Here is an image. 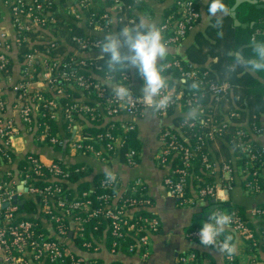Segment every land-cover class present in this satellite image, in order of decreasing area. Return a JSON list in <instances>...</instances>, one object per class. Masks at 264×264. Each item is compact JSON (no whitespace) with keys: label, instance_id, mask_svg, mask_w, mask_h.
<instances>
[{"label":"built area","instance_id":"built-area-1","mask_svg":"<svg viewBox=\"0 0 264 264\" xmlns=\"http://www.w3.org/2000/svg\"><path fill=\"white\" fill-rule=\"evenodd\" d=\"M92 1L76 0L78 7L73 10L75 20H80L82 16L79 5L88 8ZM260 1L264 3V0ZM174 2L179 15L169 16L160 23L169 44L181 42L200 16L197 0ZM3 3L10 24L2 25L3 21H0V264H120L105 263L87 255H75L70 249L73 247L69 246V241L74 237L82 240L81 247L88 252L100 249L97 238H85L88 232L91 234L97 229L95 223L105 224L106 230H110L111 235L117 238H123L127 232L136 234L140 230L143 234L137 238L138 249L129 246V251L143 260L147 259L150 234L159 230V221L154 215H127L131 208H146L149 203L147 199H137L133 195L143 181L137 179L124 185L116 173L117 180L112 183L107 182L104 176L97 185L91 182V186L85 189L74 188L69 182L65 187L63 182L70 178L85 176L89 172L88 166L70 165L58 158L43 159L40 155L42 152L36 151L20 157L15 155L14 145V139L21 135L16 125L18 119L26 133H31L38 145L46 146L49 150L63 149L102 163H110L119 158V151L126 143V133L135 131L136 119L146 110L139 98L141 93L130 87L129 71L116 77L118 82L127 83L134 97L130 104L124 105L108 89L110 81L106 67L97 61V56L91 55L99 50L97 43L101 38L75 35L70 38L74 45L70 47L67 44L62 51L58 39L61 30H56L57 20L51 2L3 0ZM121 5L115 1L113 7L118 11ZM2 16L0 11V20ZM87 22L93 29L106 30L110 26L109 14H100L98 18L92 17ZM36 43H41V47L35 46ZM167 64L168 68L179 67L180 60L169 61ZM136 74L142 80L137 71ZM185 74H191L201 81L202 97L210 93L214 101L218 102L230 92L227 82L219 83L206 78L205 71L180 72L181 77ZM192 100L190 89L186 91L182 87L177 88L175 101L167 112L156 114L164 117L170 110L176 109L186 112ZM97 105L103 113L99 112ZM101 114L109 118L124 115L126 119L112 120L97 131L89 130L100 122ZM234 115L230 113L222 121L215 120L206 116L202 104L201 121L208 127V131L197 136L194 142L183 133L182 127H193L196 122L185 123L183 119L174 127L160 130L155 160L165 169L162 180L167 193L180 200L182 206H191L198 200L205 201L215 196L218 186L212 183L197 188L190 197L181 198L189 179L196 177L193 173V160L198 155L200 167L208 172L213 171L214 164L202 149L209 142L222 139L223 130L229 124V118ZM79 117L85 119V124H78ZM58 120L65 125L66 136L56 133ZM250 129L255 135L262 131L257 126H251ZM246 134L243 129L236 131L235 149L240 156L247 158L245 166L238 165L237 171L242 179V189L255 195L260 192L262 181L260 172L257 169L251 170V167L255 162L262 165L264 146L245 140ZM139 158L140 152L129 146L122 160L126 165L134 166ZM14 161L17 163L15 170L10 167ZM221 171V187L229 190L233 186L235 171L232 162H224ZM123 190H130V193L125 196ZM14 197L18 200L30 198L38 205V211L30 213V216L22 215L23 210L13 202ZM251 214L258 220L262 219L257 239L251 228L235 212L230 213L233 223L229 229L241 238L248 239L252 247H260L264 252V210L256 206ZM199 230L198 227L187 229L185 236L199 241ZM117 245L113 242L109 252L120 253ZM236 255L230 258L224 254L226 263L234 264ZM195 258L196 254L189 252L180 255L178 260L181 264H190Z\"/></svg>","mask_w":264,"mask_h":264},{"label":"crops","instance_id":"crops-1","mask_svg":"<svg viewBox=\"0 0 264 264\" xmlns=\"http://www.w3.org/2000/svg\"><path fill=\"white\" fill-rule=\"evenodd\" d=\"M70 1H72L71 4H69ZM142 1H144L148 6H150L151 11L148 10L139 12L135 10L133 13L138 18L141 15L150 16L159 25L161 23L162 15L165 9L171 6V4L174 2V0ZM208 1L209 0H197V6L199 8L200 13L199 20L187 32L186 36L183 40H181V42L177 44L168 43L170 49L172 50L169 56L177 55L186 61L189 57V55L187 56V49L190 46L198 48L199 46H202L204 42H215V36H211L208 33V28L212 24V21H208V12L206 10ZM257 3L262 2L259 0V2ZM114 4H112L111 7L107 6V8H105L107 10L106 13H108L110 17V26L106 30L93 29L89 27L85 16H81L80 20H75L73 10H77L78 7L76 4V0H67L65 3H63V5H58L56 6V8L59 14H63L64 16H66L64 17V19L67 18V16L73 15L71 21L76 23L78 26L82 27L84 36H91L103 39L104 34L110 32H117L118 17L116 13L118 11L114 9ZM0 11H2L3 13V16L0 20L1 22L3 21L1 24H10L9 20H7V8L6 5L3 3V0H0ZM79 11H81V9H79ZM199 34L201 35L200 40L197 39V36ZM63 36L64 34L58 35L59 42L61 43V45L67 47V44H65L64 42ZM203 48L204 51H207L206 47ZM91 55L100 57V50L93 52ZM210 59L211 58L209 57L207 62H205L203 65L208 67V61H210ZM128 71L130 73V87L133 91L141 93L143 80L139 79L136 74L137 70L135 68L128 69ZM96 76L99 77L98 74H96ZM108 89L111 90L109 86ZM97 107L99 112L103 113L101 107L99 105H97ZM176 110L168 112L167 115H165L164 117H159L156 113H153L151 110L146 109L144 114L138 119H136L135 133L137 145L139 147L138 149L140 152V158L137 164L134 166L126 165L123 160L119 158L113 159L110 163H102L91 157L70 153L67 150L63 149L54 148L53 151L49 150V148L46 146L38 145L34 141L32 134L26 133L24 125L21 124L18 119H16V125L19 128L21 135L14 139L15 155L17 154L21 157L24 156V154H26L27 152L36 151L39 153L42 152L40 155H42L41 157L43 159L48 160V158H58L64 162H68L70 165L86 164L88 166L89 172L84 176V178L71 183L74 188H78L81 184H83V182L86 183L88 187L91 186L95 173L103 172L102 169L105 166L115 170V173H117L120 178L121 184L125 185L131 181L140 179L147 185L148 193L151 198H153V206L150 208V212H152V214L157 217L159 221V230L156 233L150 234L149 256L147 257V259H141L140 256L136 253L131 255L123 254L121 252L116 254L110 253L108 250L109 248H107L106 246V235L104 234V237L99 236L97 238L98 241H100V249L97 252H91L92 257H95L105 263L119 262L120 264H181L178 260V257L180 255L198 249L207 253V257L203 261L205 264H211V259H213L214 264H227L224 259V254L217 252L215 249L204 248L200 245L199 241L191 240L185 236V232L187 231V229L197 227V224L195 223L196 221H202L203 223L205 219H208L209 215H207V212L210 209V206L212 205L210 201H208L210 206H206L208 203L204 200H198L194 205L191 206H179L176 203L177 199L170 196L167 193L165 186L163 185L162 179L165 174V169L163 167H160L155 160V153L159 145L158 134L160 130L164 127H174V118L184 115L185 113L182 112L183 110ZM125 119L126 117L124 115L109 118L101 114L100 122L93 125L94 127H90L89 130L97 131L112 120L119 121ZM77 122L80 125L85 124V119L79 117ZM262 122L264 123V115L262 116ZM55 129L57 134L61 136H66L67 131L65 125L61 120L57 121ZM263 131H261L259 134H256V136H254V140L260 142L261 145L264 146ZM205 151L207 152L210 161L214 164V169L211 173L216 177L215 179L218 181V183L216 184L217 186H221L220 183L223 177L221 165L225 161H227L226 158H229L228 160L235 165L238 156L235 155L234 150L230 148L228 142L221 140V138L209 142L206 145ZM15 163L16 161H14L10 166L13 170H15L17 167V163ZM1 166L2 163H0V167ZM234 169L235 171L233 173L232 188L228 190L222 187H218L215 196L211 197V199H215L216 204L218 205L220 202L224 205L230 202L237 203L244 207L245 217L249 220L250 226L252 227V225L254 226L257 223L258 218L251 214V210L255 208L257 204L264 203V167L262 169L263 190H261L256 195H250L242 189V179L237 171L238 164L234 166ZM223 191H227V195H225V192ZM23 199L24 203L20 205L22 209L24 208L26 201L30 200V198L24 197ZM137 211H139V209L131 208L128 211L127 215L131 217ZM30 213L33 212L23 209L22 215L28 214L30 216ZM228 231L233 232L230 229ZM234 235L235 239H241V237L239 235H236V233ZM69 242L72 243V241ZM208 257H210L211 259H209ZM243 263L246 264V260Z\"/></svg>","mask_w":264,"mask_h":264},{"label":"trees","instance_id":"trees-1","mask_svg":"<svg viewBox=\"0 0 264 264\" xmlns=\"http://www.w3.org/2000/svg\"><path fill=\"white\" fill-rule=\"evenodd\" d=\"M51 2L52 10L54 11V16L57 20V29L60 28V33L64 34V42L65 44L74 45L71 41L72 36H84V32L81 26H78L76 23L71 21L73 15L67 16L64 19L63 14H59L57 12L56 6L63 5L67 0H44ZM115 1L121 3V8L116 13L118 17L117 21V32L126 25H131L132 23L136 22L138 17L133 13L135 10L139 12L143 11H151L150 6H148L142 0H93L92 5L88 8L86 6H80L82 16H85L86 20L89 21L90 18L95 17L98 18L100 14L106 13L107 6L111 7ZM162 1V0H156ZM175 1V0H174ZM259 2V0H256ZM235 0H225V3L229 6V8L234 4ZM210 0L207 3L206 10L208 12ZM198 7V6H197ZM199 10V8H198ZM96 15H93V14ZM178 7L176 3L173 2L171 6L165 9L162 20L165 21L167 17L173 16L176 17L179 15ZM110 18V17H109ZM236 18L241 23H246V27L235 26L233 24V18L231 16L225 17L223 19L222 28H216L212 25L215 23L214 18L212 21L211 26L208 28V33L211 36H215V42L209 43L204 42L202 46L198 48L190 46L187 49V56L188 60H183L179 56H169L167 58V62L180 60L179 67H169L165 71L164 75L168 78L170 84L177 85L179 82L180 72L186 70H196L198 73L205 71L206 78H210L216 82H227L230 86V92L227 93L226 96L220 101H214L213 97L210 93H206L204 97H202V104L205 105L204 110L207 117H211L215 120L222 121L230 113H235L234 116L229 118V124L224 128L221 140L228 142L230 148L234 150L235 155L239 156L236 159V164L243 167L245 166V162L247 158L240 156V154L236 151V131L239 129H243L246 131L245 140H248L250 143L255 145H261L260 142L254 140L255 133L251 131V126H257L264 130V123L262 122V116L264 115V73H257V74H250L245 72L244 70H237L236 73L231 75L225 74V66L230 63V58L226 56L227 51L237 48V50L242 45H248L244 47L241 51L244 53L246 57H250L252 55V50L250 46V41L252 37H256L258 42H264V9L257 8L255 3L250 2H242L236 8ZM67 19V20H66ZM132 20V21H130ZM199 20V19H198ZM197 20V21H198ZM196 21V22H197ZM250 23H253L250 26ZM56 30L54 32H56ZM219 31L223 32V36L217 35ZM53 33V32H52ZM55 36V34H54ZM50 37V36H49ZM52 37V36H51ZM201 35L197 36V39L200 40ZM50 39V38H49ZM184 39V38H183ZM182 39V40H183ZM63 41V40H62ZM35 46L41 47V43H36ZM64 45L60 46L62 50ZM207 48V51H204V48ZM21 51H25V49H21ZM63 51V50H62ZM208 54V56H207ZM211 58L208 61V67L204 66L203 64L207 62L208 58ZM219 58V62H216V58ZM214 58V60H213ZM97 61L105 66V60L101 59L100 57L97 58ZM182 87V86H181ZM180 88V87H178ZM186 91L188 88L182 87ZM170 110L169 112H171ZM184 119V115L178 116L174 118V126L179 124ZM172 125V124H171ZM248 129V130H246ZM182 131L185 135H189L192 142L196 141V137L199 135H204L208 131V127L203 124L200 120L196 122V125L193 127H182ZM264 132V131H263ZM219 138H217L218 140ZM133 147L137 151H139V147L136 141V133L135 131H130L126 133V143L122 149L119 151V159H123V154L127 147ZM205 147L202 151H205ZM199 156V155H198ZM196 157L193 160V173L196 177L189 179V184L187 189L183 192L182 197H190L193 195V191L197 188L205 185V184H216L218 181L215 179L216 177L210 172L205 171L200 167V157ZM229 158H226L228 162ZM236 164H232V166H236ZM250 167V166H249ZM264 167V160L262 165L259 162H255L254 165L252 164L251 170L257 169L261 174V181H262V169ZM104 177V173H95L93 182L97 185L99 179ZM84 176L81 177H72L68 181L63 182V185L66 187L69 183H73L75 181H79L83 179ZM132 183V181H131ZM222 183V181H221ZM88 185L83 182L78 189H85ZM118 187V186H117ZM71 190V188H70ZM263 190V186L261 187ZM260 190V191H261ZM130 193V190L122 192L123 195L127 196ZM259 193V192H258ZM256 193V194H258ZM255 194V195H256ZM134 197L137 199H147L149 203L146 204V208H141L139 211L135 212V216L145 215V216H153L152 212H150V208L153 206V198L148 193L147 185L143 183L137 188V191L133 194ZM211 198H208L207 205L210 206L209 202ZM177 205L182 206L180 204V200L176 201ZM226 203V202H225ZM142 204V203H140ZM228 205L225 207L223 203H219L213 211L220 210L226 212L228 214L235 212L237 213L241 219L243 220L246 225H248L251 230L254 232L255 239L258 238V233L260 231V227L262 226V219H259L257 223L252 227L250 226L249 220L245 217V210L244 207L237 203H227ZM144 205V204H143ZM257 207L264 210V203L257 204ZM24 210L32 211L33 214L38 211V205L35 201L27 200L24 205ZM22 209V210H23ZM212 211V212H213ZM36 216V215H35ZM35 219V218H34ZM205 219L204 221H207ZM92 223H95L94 220H91ZM140 223V222H139ZM198 228L202 227V221L195 222ZM97 224V229L85 236V238L92 239L98 238L99 236L106 235L105 242L107 248H110L113 242L117 243V249L120 250L123 254L131 255L132 253L129 251V246H133V248H137L138 246V237L143 233L139 230L136 234L134 232H127L123 238H117L111 235L110 230H106V226L103 223H95ZM104 234V235H103ZM226 234H231L234 237V242H238L239 252L236 255V260L234 264H264V252L260 247H252L250 241L248 239H235V233L227 232ZM223 239V237H221ZM82 240L80 238H73L72 243L69 245L72 252L75 255L81 256H89L92 257L91 252L84 250L82 247ZM196 254V258L190 264H205L203 261L207 257V253L204 251H200L198 249L193 250ZM211 259L210 257H208ZM98 260V259H97ZM119 263V262H117ZM211 264H214L213 259H211Z\"/></svg>","mask_w":264,"mask_h":264},{"label":"clouds","instance_id":"clouds-1","mask_svg":"<svg viewBox=\"0 0 264 264\" xmlns=\"http://www.w3.org/2000/svg\"><path fill=\"white\" fill-rule=\"evenodd\" d=\"M231 15V9L225 0H210L208 7V21L212 25L222 28L223 19ZM223 36V32L217 33ZM252 55L246 57L237 48L227 51L230 63L225 66V74L231 75L237 70H244L250 74L264 73V42H258L256 37L250 41ZM100 58L105 60L112 94L116 100L124 105L130 104L134 97L127 83H120L116 79L126 70L135 68L143 80L140 101L145 109L153 113L165 114L175 101L176 89L186 87L193 93L192 103L184 113L185 123L199 122L202 118V83L195 76L185 74L179 78L177 85L170 84L164 75L168 68L167 58L171 53L168 42L164 38L162 27L150 16L141 15L136 22L122 27L118 32L103 35L97 43ZM219 62V58H216ZM107 182L117 180L115 170L105 166L102 169ZM233 223V217L223 211H213L208 220L202 223L197 233L199 243L204 248L215 249L217 252L232 257L238 252V242H234L231 234H226ZM223 237V239H221Z\"/></svg>","mask_w":264,"mask_h":264},{"label":"water","instance_id":"water-1","mask_svg":"<svg viewBox=\"0 0 264 264\" xmlns=\"http://www.w3.org/2000/svg\"><path fill=\"white\" fill-rule=\"evenodd\" d=\"M242 2L255 3L257 8H263V9H264V3H257L256 0H235L233 6L231 7V16L234 18V24H235L236 26L246 27L247 24H245V23H240V22L235 18V9H236L237 6H238L239 4H241ZM71 3H72V1L69 2V4H71ZM252 24H253V23H250V26H252ZM246 46H248V45H243V46H241L238 50L241 51V50H242L244 47H246ZM218 187H221V186L218 185ZM19 188H21V187H19ZM223 192H225L224 194L227 195V191H223ZM13 202H14V203L16 202L17 204L22 205V204L24 203V199H20V200H18L16 197H14V201H13ZM210 203H211L212 205L210 206V209L208 210L207 215H210V213H211V212H212L217 206H219L218 204H216V200H215V199H211V200H210ZM227 205H228V204H225V207H226ZM204 217H205V216H204Z\"/></svg>","mask_w":264,"mask_h":264}]
</instances>
